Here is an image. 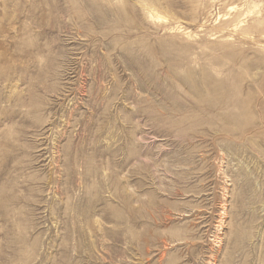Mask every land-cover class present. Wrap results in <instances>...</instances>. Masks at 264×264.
<instances>
[{
	"label": "rangeland",
	"instance_id": "374dc122",
	"mask_svg": "<svg viewBox=\"0 0 264 264\" xmlns=\"http://www.w3.org/2000/svg\"><path fill=\"white\" fill-rule=\"evenodd\" d=\"M0 264H264V0H0Z\"/></svg>",
	"mask_w": 264,
	"mask_h": 264
},
{
	"label": "bare ground",
	"instance_id": "6f19581e",
	"mask_svg": "<svg viewBox=\"0 0 264 264\" xmlns=\"http://www.w3.org/2000/svg\"><path fill=\"white\" fill-rule=\"evenodd\" d=\"M247 37V36H246Z\"/></svg>",
	"mask_w": 264,
	"mask_h": 264
}]
</instances>
